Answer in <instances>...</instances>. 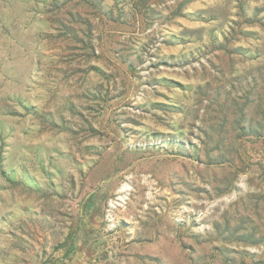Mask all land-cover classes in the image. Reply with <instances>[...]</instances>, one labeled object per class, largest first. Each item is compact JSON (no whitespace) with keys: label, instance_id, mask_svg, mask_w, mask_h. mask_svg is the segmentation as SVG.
Instances as JSON below:
<instances>
[{"label":"rangeland","instance_id":"rangeland-1","mask_svg":"<svg viewBox=\"0 0 264 264\" xmlns=\"http://www.w3.org/2000/svg\"><path fill=\"white\" fill-rule=\"evenodd\" d=\"M0 264H264V0H0Z\"/></svg>","mask_w":264,"mask_h":264}]
</instances>
